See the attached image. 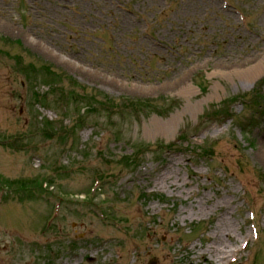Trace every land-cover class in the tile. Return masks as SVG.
Here are the masks:
<instances>
[{
  "label": "rangeland",
  "instance_id": "obj_1",
  "mask_svg": "<svg viewBox=\"0 0 264 264\" xmlns=\"http://www.w3.org/2000/svg\"><path fill=\"white\" fill-rule=\"evenodd\" d=\"M151 262L264 264V0H0V264Z\"/></svg>",
  "mask_w": 264,
  "mask_h": 264
},
{
  "label": "bare ground",
  "instance_id": "obj_2",
  "mask_svg": "<svg viewBox=\"0 0 264 264\" xmlns=\"http://www.w3.org/2000/svg\"><path fill=\"white\" fill-rule=\"evenodd\" d=\"M225 224H228V226ZM219 226L220 228H217L215 235L213 236L215 240L219 239V242L215 245L212 244L210 248L213 247L215 250V256L220 262H222L223 260H226L232 253L236 252V247L232 248L231 245H227L222 241V238L226 232L228 233L230 231L231 224L229 225L226 219H222Z\"/></svg>",
  "mask_w": 264,
  "mask_h": 264
},
{
  "label": "trees",
  "instance_id": "obj_3",
  "mask_svg": "<svg viewBox=\"0 0 264 264\" xmlns=\"http://www.w3.org/2000/svg\"><path fill=\"white\" fill-rule=\"evenodd\" d=\"M47 71V70H46ZM50 71V70H49ZM51 72V71H50ZM102 105H104V103L102 104ZM134 106H136L135 104H132L131 105V107H130V109H136V107H134ZM88 109H91L90 107L88 108ZM135 161H136V159H135Z\"/></svg>",
  "mask_w": 264,
  "mask_h": 264
}]
</instances>
